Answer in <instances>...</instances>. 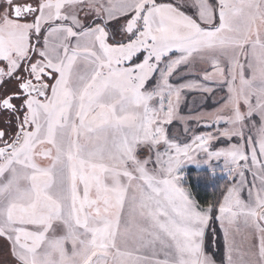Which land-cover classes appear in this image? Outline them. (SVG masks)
<instances>
[{
  "label": "snow or ice",
  "instance_id": "6c2138e0",
  "mask_svg": "<svg viewBox=\"0 0 264 264\" xmlns=\"http://www.w3.org/2000/svg\"><path fill=\"white\" fill-rule=\"evenodd\" d=\"M213 161L202 205L181 168ZM217 224L264 264V0H0L4 264H218Z\"/></svg>",
  "mask_w": 264,
  "mask_h": 264
},
{
  "label": "rangeland",
  "instance_id": "374dc122",
  "mask_svg": "<svg viewBox=\"0 0 264 264\" xmlns=\"http://www.w3.org/2000/svg\"><path fill=\"white\" fill-rule=\"evenodd\" d=\"M211 2L213 4L216 3L215 0H211ZM192 11H193L192 9H189L190 14ZM223 95H224V92L221 90L219 92V96H223ZM219 103H222V100L219 101ZM219 103L215 102L213 97H208V98L204 99L198 93H190V94H188L184 104L181 106V110H180L181 115L195 114L196 112H200V111H211V110L217 108L219 106ZM256 119L258 121V118H256ZM195 123L196 122L194 120L188 121V124L190 127H195ZM168 128H169L170 136L174 135L181 142H186L188 137L184 133V125L179 120H174L173 123L168 126ZM195 131L197 133H200V132L210 131V129H208L204 126H201V127H196ZM223 142H227V141L221 140L220 142H218V143H221V145H219V146L215 145V146L216 147H225L226 145L222 144ZM233 142H235V141H233ZM218 143H216V144H218ZM41 163L47 164L48 161H41ZM221 163H222V161L221 162L213 161V164L217 168L216 175L220 176L222 178H226L219 171V168L222 167ZM191 168L199 170V171L206 170V171L210 172V168L208 165L202 164V165L198 166L196 164H186V165L182 166L181 173L186 177L187 170H189ZM242 196H243V198L247 199V191L246 190L242 193ZM215 244H212V248H216ZM10 260H11V258L7 255V253L5 251H0V264H4L5 261H10ZM218 264H220V263L218 262Z\"/></svg>",
  "mask_w": 264,
  "mask_h": 264
},
{
  "label": "trees",
  "instance_id": "16d2710c",
  "mask_svg": "<svg viewBox=\"0 0 264 264\" xmlns=\"http://www.w3.org/2000/svg\"><path fill=\"white\" fill-rule=\"evenodd\" d=\"M222 144L227 145V142ZM221 145V143L216 144V146ZM187 184L185 186H190L193 195L198 199V201L205 205L209 201H214L220 198L225 191L226 182L225 178L214 175L212 176L209 171L206 170H196L189 169L186 174ZM216 228V235L209 237L208 240L212 244H215L216 248L206 249L214 254V258L222 264L223 261V251L220 246H217V240L219 238V226L218 224L214 226Z\"/></svg>",
  "mask_w": 264,
  "mask_h": 264
},
{
  "label": "crops",
  "instance_id": "0c3cea01",
  "mask_svg": "<svg viewBox=\"0 0 264 264\" xmlns=\"http://www.w3.org/2000/svg\"><path fill=\"white\" fill-rule=\"evenodd\" d=\"M218 232H219V238L217 240V246H220L222 251H223V235L220 231H218Z\"/></svg>",
  "mask_w": 264,
  "mask_h": 264
}]
</instances>
